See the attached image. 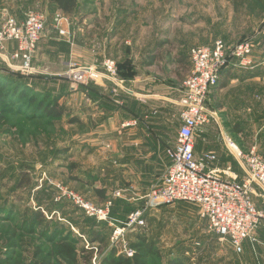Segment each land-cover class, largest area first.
<instances>
[{"label": "rangeland", "instance_id": "374dc122", "mask_svg": "<svg viewBox=\"0 0 264 264\" xmlns=\"http://www.w3.org/2000/svg\"><path fill=\"white\" fill-rule=\"evenodd\" d=\"M30 11L42 13L46 26L30 74L39 77L35 80L36 87L24 90L28 94H41L38 98L46 96L40 91L59 94L61 88L55 84L60 82L69 90L59 101L66 108L60 121L38 115L27 118L26 112L18 113L9 103H0V113L11 122L0 125V259L14 254L26 264H42L53 248L54 245L38 234L28 235V230L21 228V223L30 221L31 211L38 210L37 199L48 202L53 197L51 189V197H45L49 194L45 188L57 190L56 186H61L95 205L104 204L115 192L122 191L121 198L115 199L119 204L115 203L113 212V224L119 226L127 221L133 209L144 205V199L136 200L137 191L145 187L150 190L158 181H123L125 172L121 166H115L107 145L112 142V135L96 134L92 104L87 102L88 110L81 109L84 100L77 92L81 85L72 87L69 79L72 70L92 69L94 76L88 81L98 80L100 76L103 82H109L104 85L114 83L120 87L123 101L124 89H133L134 110L140 112L141 88L148 82L145 80L177 89L183 76L189 75L192 48L210 47L219 40L229 46L248 40L253 44L256 65L246 71L226 72L218 86L210 91L207 105L215 119L206 129L210 132L208 137L206 134L207 140L197 137L196 144L205 147L204 150L216 151L224 164L232 165L237 161L224 143L226 134L245 152L256 148L264 159V0H77V8L71 14H64L49 0H0L1 17L9 14L22 20ZM60 17L68 19L62 24L70 33L67 37L61 36L56 28ZM108 60L116 63L114 77L104 68ZM45 65L58 76H43L39 68ZM131 66L136 70L134 78L125 81L122 73ZM9 70L13 71L0 60L3 79ZM7 85L12 83H4L2 88ZM13 91L1 90L3 94L9 92L10 100L14 98ZM177 102L170 105L175 117L166 125L164 164L181 125L176 119L180 110ZM121 111L124 116L131 113L123 105ZM73 119L79 122L72 124ZM93 141L97 143L95 148ZM83 142L88 144L84 147L86 150L82 149ZM234 168L241 175L239 179L245 176L242 168L239 167L241 171ZM254 188V201L264 207V187ZM96 190H106L108 198L102 200ZM55 194L54 197L58 193ZM65 212L75 211L66 207ZM146 221L144 231L148 242L159 254L146 256V264H168L170 260H184L186 264H264V232L263 236L257 235L259 244L248 243L238 253L227 239L210 231L197 205L176 202L163 206L149 213ZM73 230L78 233L77 228ZM111 231L109 239L113 235ZM80 237L84 238L79 245L80 253L82 249L99 248L94 256L84 255L80 264H86L88 257L94 264L99 252L108 250L106 243L89 247V237ZM49 264H59V261L52 258Z\"/></svg>", "mask_w": 264, "mask_h": 264}, {"label": "built area", "instance_id": "2783aa9c", "mask_svg": "<svg viewBox=\"0 0 264 264\" xmlns=\"http://www.w3.org/2000/svg\"><path fill=\"white\" fill-rule=\"evenodd\" d=\"M67 20L64 17L57 20L56 28L63 37L70 34L62 25ZM45 26V16L39 12L30 11L22 20L9 14L0 16V60L13 71L32 74L33 58ZM11 43L15 47L9 52L7 46ZM253 53L250 41L229 46L219 40L213 46L190 50L191 70L182 83L179 101L181 125L174 147L167 152L169 168L143 198L144 205L133 211L126 222L116 226L112 218L115 199L121 198L122 191L115 192L104 204L95 205L69 189L56 186L55 201L66 200L86 217L108 223L114 228L111 245L119 247L127 257L134 255L127 236L144 231L147 215L153 210L176 202L197 205L210 231L227 239L236 252H242L245 242L252 246L259 244L257 235L260 229L264 230V207L256 204L253 195L255 186L264 187V159L258 155L257 149L245 152L232 138L224 137L227 149L245 172L241 179L231 165L223 169L211 167L218 161L216 153L208 151L200 156L195 153L197 137L204 134L215 117L207 105L210 91L218 86L225 71L251 67ZM104 68L109 76H115L114 61H106ZM92 76V69L78 68L70 72L69 79L72 87L78 88ZM138 122L135 119L123 127L136 126Z\"/></svg>", "mask_w": 264, "mask_h": 264}, {"label": "trees", "instance_id": "16d2710c", "mask_svg": "<svg viewBox=\"0 0 264 264\" xmlns=\"http://www.w3.org/2000/svg\"><path fill=\"white\" fill-rule=\"evenodd\" d=\"M49 2L54 4L64 14H71L77 8V0H49ZM135 71L136 70L133 69L132 66L131 68L125 69L122 73L123 79L125 81L132 80ZM235 71V69H229L222 74L221 78H223L226 72H231L233 74ZM5 72L6 71H4V73ZM7 74V78H4L7 82L3 81L4 79L1 76L0 81H3L4 83H12V86L7 85L6 88H2L4 83H1L2 85L0 84V103H9L10 105L8 106L16 109V112L18 113H22V111L26 112L25 114L29 115L27 118H31L30 115H38L43 118L52 119L53 121H60L65 116L66 108H64L59 101L68 93L69 88L61 87V89H59L61 91L59 94L51 92L50 90L44 92L40 91V93H43L46 96L38 98L41 94H28L25 92L27 90L24 89L27 87L34 89V87H36L35 80H38L39 77H36V75L25 76V74L21 72H13L10 70L7 71ZM7 88L14 90V98L12 100L9 98V92L3 94V91ZM79 90L86 93L91 99H94L95 96L98 97L101 91L97 90V86L93 82L86 86L81 85ZM44 97H46V99ZM134 118H137V120L140 119L139 116H135ZM78 122L77 119H73L71 123L77 124ZM4 123L10 124L11 122L3 113H0V125H3ZM50 189L53 191V197H51ZM45 190L49 194H46L45 196L44 194L39 193V196H45L47 198L51 197V199L48 202L37 199L38 210L31 211L32 216L30 221L25 220L21 223V228H26L28 230V235L38 234L49 244L54 245L43 258L42 264H49L50 259L52 258L58 260L59 264H80L84 255L94 256L95 251L99 248H90L89 250L82 249V253H80V250H78L79 245L84 242V238L80 237V235H83L86 238L87 236L89 237V240L87 239L89 247H93V245L100 243H106L109 245V247H107L108 250L105 252H99V256H97V264H146V256H159L158 251L155 250L150 242H148L147 232L139 231L127 236L128 246L134 251L133 257H127L120 252L119 247L110 246L111 243L109 242L110 237L108 238V232L111 231V228L108 223L98 222L95 219L86 217L81 210L74 207L66 200L56 202L54 194L57 193V190H54L53 187L48 189L45 188ZM96 194L101 197L102 200L108 198L106 190H96ZM115 203L119 204L118 202H114V208L116 205ZM66 207H72L75 212H65ZM114 208L112 210V218ZM135 210L136 209H133V211ZM54 214L59 215L60 217L53 216ZM74 228H77L79 234L74 232ZM13 255L14 254H12L11 257L3 256V258L0 259V264H26L21 257L16 256L15 258ZM85 261L86 264H91L92 258L90 259V257H88ZM168 264H186V262L184 260H170L168 261Z\"/></svg>", "mask_w": 264, "mask_h": 264}, {"label": "crops", "instance_id": "0c3cea01", "mask_svg": "<svg viewBox=\"0 0 264 264\" xmlns=\"http://www.w3.org/2000/svg\"><path fill=\"white\" fill-rule=\"evenodd\" d=\"M56 45L61 47L63 46L60 43H57ZM7 47L9 49V52H12L15 44L11 43ZM48 48H50V46ZM43 52H46V50ZM253 63L254 65L249 68L235 70L246 71L252 69L256 65L255 62ZM189 68L191 70V66ZM39 71L43 73V76H47V74L48 77L51 78L58 76L57 74L50 72V66L45 65V67H42L41 69L39 68ZM186 77L187 76L185 75L183 76L179 87L174 90L170 85L161 84L158 82L155 83V81L149 82L148 79L145 80L148 82L141 88L140 112H136V110H134L135 103L133 98V89H124L125 99L123 101L121 96L122 92L119 89L120 87L115 85L114 83H110L109 86L104 85L105 82H109H103L104 79H102V77L100 76L97 77L98 80H93V83L97 86V90H101L98 97L95 96L94 99H91L87 96L86 93L80 90L77 91L79 94L78 97H81L82 101L84 100L82 102L84 106L81 109L84 110L87 108L85 104L87 102H90L92 104L93 108L91 109L93 111V123L95 126L94 128H98V132H96V134L107 132L108 134L112 135V142L107 145H110L109 148L111 150V157L114 158L113 163L115 164V166H121L120 168H123L125 172L123 173L125 177L123 181H125V183H153L157 179L159 181V179H161L167 172L170 163L167 156V164H164L166 161V148L164 145L166 125L167 123H169V121H171V119H174L175 117L173 107L170 108V105L172 106L173 103H176L178 101V98L181 100L182 83L184 79H186ZM91 81H88L85 83V85H83L86 86L91 83ZM60 83L55 84V86L57 88L68 87L67 85ZM57 85H59L60 87ZM177 103L179 105V102ZM91 104L87 105L90 106ZM122 105L123 107L128 108L131 113L124 116V113L121 111ZM170 109H172V112L170 111ZM179 113L180 110L176 116V119L180 124ZM137 115L140 117V119L136 126L131 125L128 127H123L124 124L135 121V119L137 118L134 117ZM122 117H124V119ZM172 122L174 123L173 120ZM82 123L85 124L83 119ZM207 127L205 128L204 134L201 135L203 141H206L207 137L210 135V132H207L206 130ZM206 134H208L207 137ZM225 136L228 135L225 134L224 137ZM175 142L176 140L174 141L173 145L170 146V148L174 147ZM83 143L84 144L82 149L86 150V148L84 147H87L88 144H85V142ZM93 143L94 146L92 147H97V143L94 141ZM204 149L205 147H203L202 145H196V155L200 156L204 152H208V150ZM209 151L216 153L218 157V161L211 166L212 168L223 169L226 166L230 165L229 163L224 164L220 155L216 151ZM231 166L233 167L234 173L239 176L234 167L236 166L240 170L241 166L238 165L237 162H235V164H232ZM160 168L162 169L160 170ZM162 171H164L163 174L161 173ZM128 173L129 176L126 177ZM140 190L141 191H137L136 193V198H138L136 200H142L145 197L147 191H149L148 187L141 188ZM262 232H264L263 229H260L258 235L263 236ZM248 243L249 242H245L244 247L248 245Z\"/></svg>", "mask_w": 264, "mask_h": 264}]
</instances>
